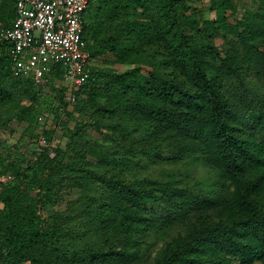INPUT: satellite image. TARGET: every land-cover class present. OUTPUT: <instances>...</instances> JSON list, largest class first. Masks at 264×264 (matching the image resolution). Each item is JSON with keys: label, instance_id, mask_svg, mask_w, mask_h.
<instances>
[{"label": "trees", "instance_id": "1", "mask_svg": "<svg viewBox=\"0 0 264 264\" xmlns=\"http://www.w3.org/2000/svg\"><path fill=\"white\" fill-rule=\"evenodd\" d=\"M194 1L90 0L94 63L72 106L60 68L41 83L14 75L0 36V101L24 125L15 143L0 139V264H130L152 235L167 236L153 264H264V98L244 80L264 69L252 43L264 5L237 17L236 0H211L207 17ZM15 16L16 0H1L0 33ZM116 61L153 68L103 65ZM27 134L45 143L29 151ZM189 156L219 169L222 186L139 172ZM48 204L59 205L52 222Z\"/></svg>", "mask_w": 264, "mask_h": 264}, {"label": "built area", "instance_id": "2", "mask_svg": "<svg viewBox=\"0 0 264 264\" xmlns=\"http://www.w3.org/2000/svg\"><path fill=\"white\" fill-rule=\"evenodd\" d=\"M89 3L16 0V16L2 35L14 75L31 76L41 83L60 68L56 84L66 87L69 106L76 101V91L88 80L94 63L83 36Z\"/></svg>", "mask_w": 264, "mask_h": 264}, {"label": "rangeland", "instance_id": "3", "mask_svg": "<svg viewBox=\"0 0 264 264\" xmlns=\"http://www.w3.org/2000/svg\"><path fill=\"white\" fill-rule=\"evenodd\" d=\"M1 1V0H0ZM238 2L237 17H241L246 10H257L260 6L264 5V0H236ZM192 9L201 10L207 17H214L215 11L211 9V0H195L190 3ZM6 27L1 30L0 36L4 34ZM263 39V40H262ZM261 40L253 41V44L258 45L264 51V37ZM215 43L222 50L225 48L223 37L218 36L214 39ZM97 63L102 65L100 60ZM118 69H126L130 67H139L142 71L148 72L153 67L145 63H135L130 61H116L112 64L103 63ZM244 80L252 89L264 98V69L260 68V73H256V68L245 70ZM236 80L233 79L232 83ZM53 125V122L52 124ZM24 130V125L14 116L13 105L5 101H0V139L8 145L15 143ZM87 136L98 138L97 131H91ZM56 140L64 141L60 136V130L56 135ZM43 139H34L29 134L25 138V145L28 150L43 145ZM141 174L149 175L163 182H171L180 186H191L194 188L210 189L219 188L222 186L221 172L219 169L211 167L203 162L202 157L189 156L179 161H163L150 164L146 167L139 168ZM79 195V189L72 190L66 193V198H76ZM62 205V204H61ZM59 205H47L45 209L46 217L49 222H52L53 210L58 208ZM146 244L142 245L140 256L137 260L130 264H153L154 261L167 245L166 235L151 236ZM254 264H259L255 262Z\"/></svg>", "mask_w": 264, "mask_h": 264}]
</instances>
